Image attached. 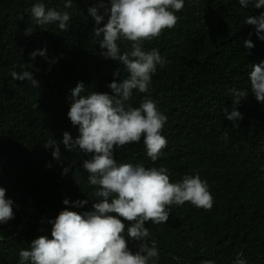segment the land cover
I'll use <instances>...</instances> for the list:
<instances>
[{
    "label": "trees",
    "instance_id": "16d2710c",
    "mask_svg": "<svg viewBox=\"0 0 264 264\" xmlns=\"http://www.w3.org/2000/svg\"><path fill=\"white\" fill-rule=\"evenodd\" d=\"M99 2L73 0L74 6L65 9V0H0V187L14 201V219L0 224V264H19L20 250L30 249L40 236L51 238L48 221L65 208L92 210L99 199L83 168L91 154L69 152L61 143L65 131L74 139L79 135L67 115L77 82L86 86L83 95L111 94L108 84L128 76L122 64L101 55L106 49L100 48L102 38L95 37L88 13ZM36 3L68 11V31L37 25L30 12ZM104 3L108 6V0ZM261 12L254 3L242 7L239 0H184L175 13L176 26L143 42L145 51L158 49L166 63L157 65L150 93L133 90L131 104L139 107L145 96L156 102L168 118L161 133L168 144L152 162L142 137L140 143L117 147L115 159L167 168L173 183L199 174L215 201L210 211L190 202L172 205L165 224L146 222L159 250V259L149 264H234L237 258L264 264V104L255 99L249 79L252 64L264 61V41L254 26L243 23ZM249 38L255 47L246 55L243 44ZM118 44L121 53L131 51L130 41ZM45 47L48 60H30L32 51ZM118 68L120 76L114 77ZM26 70L33 72L39 89L11 76ZM232 88L248 92L237 106L243 118L235 124L223 112L232 111ZM51 140L59 146V160L47 147ZM65 167L69 172L62 175ZM65 198L88 203L73 208L62 203ZM125 236L129 249L138 251L139 242Z\"/></svg>",
    "mask_w": 264,
    "mask_h": 264
},
{
    "label": "clouds",
    "instance_id": "9594fccd",
    "mask_svg": "<svg viewBox=\"0 0 264 264\" xmlns=\"http://www.w3.org/2000/svg\"><path fill=\"white\" fill-rule=\"evenodd\" d=\"M239 3L245 8L254 3V9H264V0H239ZM73 6V0H65L63 5L65 9ZM183 8L184 0H108V6L100 0L96 6L89 7L88 13L95 21L93 33L102 38L100 48L106 49L101 55L119 62L128 73L122 81L114 79L108 84L111 94L95 91L83 95L86 89L83 82H77L70 90L67 115L71 124L78 126L79 135L74 139L65 131L61 143L69 152L91 154L90 159L83 161V168L89 174V184L96 186L94 195L99 199L92 204V210L77 212L65 208L54 220H49L51 238L40 236L31 242L30 249L20 250L19 264H149L159 259V250L156 241L150 239L146 222L165 224L171 213L170 206L185 202L205 211L212 209L214 198L207 181L199 174L186 175L181 182L173 183L167 168H146L142 163L118 164L114 156L117 147L140 143L142 137L152 162L167 147L168 141L161 134L167 116L158 110L150 96H145L139 107H133L131 101L133 90L150 93L157 65L163 67L166 63L158 49L145 51L143 42L160 37L165 29H173L179 20L175 13ZM30 12L37 25L56 24L63 32L69 29L68 11L46 9L43 3H36ZM243 23L254 26L255 35L264 41V12L249 15ZM121 40L131 42V51L121 53L118 44ZM243 47L248 50L245 54L251 55L255 45L249 38ZM37 56L48 60L47 48L32 51L30 60L35 61ZM54 62V59L49 61ZM11 76L14 80L30 82L34 88L40 87L32 71H12ZM113 76H120L119 68ZM249 79L255 99L264 104V61L252 64ZM230 93L234 97L232 111L224 108L223 112L235 124L243 118L237 106L247 99L248 92L232 88ZM47 147L54 148L52 156L59 160L57 142L51 140ZM68 172L69 168L65 167L62 175ZM62 203L82 208L88 200L70 202L65 198ZM13 204V200L6 198V189L0 187V224L14 219ZM123 221L129 225L126 227ZM125 233L127 238L139 242L135 253L129 249ZM203 264H215V261L205 260ZM234 264L247 262L237 258Z\"/></svg>",
    "mask_w": 264,
    "mask_h": 264
}]
</instances>
